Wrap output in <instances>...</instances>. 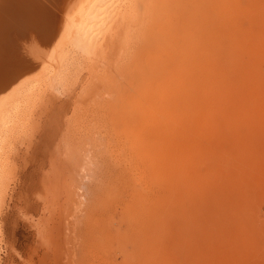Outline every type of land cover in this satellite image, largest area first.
<instances>
[{
  "label": "rangeland",
  "instance_id": "rangeland-1",
  "mask_svg": "<svg viewBox=\"0 0 264 264\" xmlns=\"http://www.w3.org/2000/svg\"><path fill=\"white\" fill-rule=\"evenodd\" d=\"M201 1L136 0L125 64L39 96L4 162L0 264H264V0H211L231 21L236 77L237 115L218 126L194 124L202 79L181 81L168 35Z\"/></svg>",
  "mask_w": 264,
  "mask_h": 264
},
{
  "label": "bare ground",
  "instance_id": "bare-ground-1",
  "mask_svg": "<svg viewBox=\"0 0 264 264\" xmlns=\"http://www.w3.org/2000/svg\"><path fill=\"white\" fill-rule=\"evenodd\" d=\"M207 5L205 11L189 16L183 13L179 30L169 25L172 30L168 35H177L180 40L175 49L180 54L181 81L194 76L202 79L200 95L193 106L194 124L218 126L219 115L230 119L237 115L229 108L235 77L229 66L234 45L231 47L228 37L231 21L224 13H216V19L212 18L211 0ZM136 9V0H0V56L13 60V68L9 67L6 74L7 71L0 73V202L6 191V155L13 142L28 135L27 124L39 96L45 90H69L84 75L97 79L106 68L108 71L125 64L133 49L132 34L140 24ZM4 43L8 45L5 47ZM189 68L193 70L188 71ZM32 73L35 74L23 82L15 83ZM86 84L80 89L82 95L89 89ZM6 91L9 94L1 95ZM236 102L240 104L238 97ZM76 114L74 108L70 119ZM67 128L70 135L71 126ZM148 152V173H163L160 158L155 151Z\"/></svg>",
  "mask_w": 264,
  "mask_h": 264
}]
</instances>
